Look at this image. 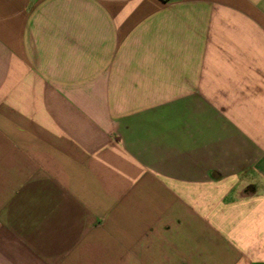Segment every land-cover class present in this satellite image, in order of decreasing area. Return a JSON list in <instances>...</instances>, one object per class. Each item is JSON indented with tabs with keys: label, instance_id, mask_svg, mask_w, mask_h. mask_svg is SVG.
I'll list each match as a JSON object with an SVG mask.
<instances>
[{
	"label": "crops",
	"instance_id": "0c3cea01",
	"mask_svg": "<svg viewBox=\"0 0 264 264\" xmlns=\"http://www.w3.org/2000/svg\"><path fill=\"white\" fill-rule=\"evenodd\" d=\"M0 264H264V0H0Z\"/></svg>",
	"mask_w": 264,
	"mask_h": 264
}]
</instances>
